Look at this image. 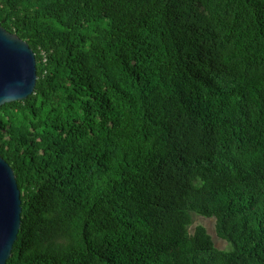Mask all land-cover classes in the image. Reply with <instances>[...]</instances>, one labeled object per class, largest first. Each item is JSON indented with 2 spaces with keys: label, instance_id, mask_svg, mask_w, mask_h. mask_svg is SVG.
Returning a JSON list of instances; mask_svg holds the SVG:
<instances>
[{
  "label": "trees",
  "instance_id": "1",
  "mask_svg": "<svg viewBox=\"0 0 264 264\" xmlns=\"http://www.w3.org/2000/svg\"><path fill=\"white\" fill-rule=\"evenodd\" d=\"M0 24L36 60L0 106L6 264H264V0H0Z\"/></svg>",
  "mask_w": 264,
  "mask_h": 264
},
{
  "label": "water",
  "instance_id": "2",
  "mask_svg": "<svg viewBox=\"0 0 264 264\" xmlns=\"http://www.w3.org/2000/svg\"><path fill=\"white\" fill-rule=\"evenodd\" d=\"M36 60L28 44L0 24V106L34 90ZM21 200L15 175L0 156V264H6L20 227Z\"/></svg>",
  "mask_w": 264,
  "mask_h": 264
},
{
  "label": "rangeland",
  "instance_id": "3",
  "mask_svg": "<svg viewBox=\"0 0 264 264\" xmlns=\"http://www.w3.org/2000/svg\"><path fill=\"white\" fill-rule=\"evenodd\" d=\"M191 216L192 224L189 228L190 231H192L193 228L197 225L203 226L206 229L207 233L210 235L216 248L225 250L230 248V244L227 241L217 237L215 232V219L213 217H203L194 213H192Z\"/></svg>",
  "mask_w": 264,
  "mask_h": 264
}]
</instances>
